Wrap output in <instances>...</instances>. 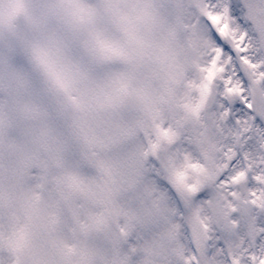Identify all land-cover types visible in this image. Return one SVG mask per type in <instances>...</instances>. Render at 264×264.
Here are the masks:
<instances>
[{
  "label": "rangeland",
  "instance_id": "rangeland-1",
  "mask_svg": "<svg viewBox=\"0 0 264 264\" xmlns=\"http://www.w3.org/2000/svg\"><path fill=\"white\" fill-rule=\"evenodd\" d=\"M77 1L81 20L71 19L72 0H59L55 7L51 0H28L23 5L31 29L30 61L50 66L45 82L33 74L29 59L8 32L10 27L5 30L0 22V82L6 80V87L12 81L18 87L5 98L0 85L1 127L19 113L15 110L26 111L32 104L45 112L53 106L58 112L62 102L41 104V84L47 94L53 87L63 94L72 118L70 125L57 118L55 132H47L40 119L37 126L17 124L8 133L6 182L0 181V264L15 260L20 264H192L191 246L203 241L202 231L213 237L209 264H261L264 215L257 206L247 211L250 201L243 187L234 190L235 200L225 192L226 184H213L202 200L188 203L184 220L164 185L186 165V178L195 177L191 171L198 167L205 168V176L193 179L207 181L222 164L226 150L221 148L233 147L235 135L229 144H222L225 131L241 127L262 133L260 122L247 109L252 83H260L264 90V56L238 0H185L184 33L176 28L168 0H80V5ZM5 3L0 0V10ZM235 8L238 20L232 15L233 26L223 42L238 59L239 68L224 53L215 83L216 103L197 115L200 85L220 49L211 39V28L202 25L203 18L208 12L215 16ZM237 28L239 40L234 35ZM84 56H90L91 62L93 56L94 67L83 63ZM58 67L65 77L72 76V85L57 79L53 87L49 84L48 74L57 70L60 75ZM25 84L33 95L27 93V102L26 93L20 92ZM234 91L240 99L231 102ZM166 93L172 96L167 106L162 101ZM243 120L248 124L242 126ZM155 126L177 130L181 140L166 149L160 162H144L141 137L149 136ZM258 136L262 141L263 136ZM87 153L94 155L95 169L87 166ZM219 198L220 207L237 225L232 237L223 231ZM109 208L119 216L126 234L117 255L108 247L102 228ZM197 217L204 220L202 231L187 227ZM249 223H253L252 237ZM21 232L26 233L24 243L12 239ZM11 241L19 245L17 258L16 248L7 252ZM183 244L189 249L185 251ZM255 248L258 259L250 262ZM72 252L74 258L69 256Z\"/></svg>",
  "mask_w": 264,
  "mask_h": 264
},
{
  "label": "bare ground",
  "instance_id": "bare-ground-1",
  "mask_svg": "<svg viewBox=\"0 0 264 264\" xmlns=\"http://www.w3.org/2000/svg\"><path fill=\"white\" fill-rule=\"evenodd\" d=\"M238 32V31H237ZM237 35V34H236ZM237 38H238V36H237ZM241 115H244V116H246L247 114L246 113H241ZM245 121L243 120L242 121V123H244ZM231 136H232V133H230V131H225L224 133H223V136H222V140L224 141V142H228L229 141V139H231ZM258 137V135L257 134H252V135H248V136H246L247 137V152H248V154H249V156L251 157V158H257V157H259V158H261L262 159V156L260 155V153H259V151H258V142H256V140H255V138H257ZM257 170V169H256ZM253 188H254V193H252L251 195H252V200H253V203H251V204H248L249 205V208L245 205V208L247 209V211L249 210V212L251 213V207L253 208L254 206H257L258 207V209H260V210H262L263 209V205H262V200L264 199V196L262 197V193H256L257 192V188H258V186H257V182H254V186H253ZM233 196V195H232ZM257 209V210H258ZM259 213V212H258ZM259 220H262V219H259ZM259 220H257L256 221V223L259 221ZM259 224H261V225H263V223L262 222H258ZM252 224L253 223H249V225H251L250 227L252 228ZM264 226V225H263ZM261 227L260 229L262 230V231H264V227ZM249 227V226H248ZM249 227V228H250ZM254 234V233H253ZM244 234H242L241 235V242H243V240H244ZM262 237V239H264V234L261 236ZM263 245H264V240H263ZM261 246H262V244H261ZM261 248V247H260ZM183 249L184 250H186L187 249V245H184L183 244Z\"/></svg>",
  "mask_w": 264,
  "mask_h": 264
},
{
  "label": "snow or ice",
  "instance_id": "snow-or-ice-1",
  "mask_svg": "<svg viewBox=\"0 0 264 264\" xmlns=\"http://www.w3.org/2000/svg\"><path fill=\"white\" fill-rule=\"evenodd\" d=\"M211 39L214 41L215 45L219 47L224 53L232 55L231 49L226 43H224L220 37L215 33L211 32Z\"/></svg>",
  "mask_w": 264,
  "mask_h": 264
}]
</instances>
